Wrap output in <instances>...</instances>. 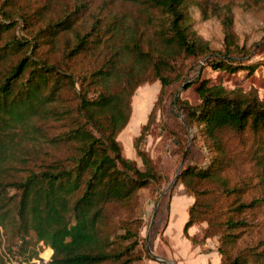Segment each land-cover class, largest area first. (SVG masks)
Returning <instances> with one entry per match:
<instances>
[{"label":"trees","instance_id":"obj_1","mask_svg":"<svg viewBox=\"0 0 264 264\" xmlns=\"http://www.w3.org/2000/svg\"><path fill=\"white\" fill-rule=\"evenodd\" d=\"M31 1L0 0V226L6 239L0 236V261L2 245L29 259L42 242L52 249L48 264H136L143 258L138 192L163 177L141 148L150 118L134 139L142 168L122 154L117 139L130 120L135 89L158 80L157 103L183 78L178 62L189 58L229 73L252 72L264 61H240L250 50L237 43L230 2L114 0L120 9L91 13L89 0H74L71 8L59 0L60 7L56 0ZM191 4L204 18L210 11L220 19L221 49L193 28ZM19 25L28 37L16 35ZM42 47L50 51L45 57L38 55ZM80 58L99 64L73 69ZM192 83L200 102H181L178 110L210 145L202 164L178 173L193 197L184 235L193 243L216 237L221 264H264L263 246L240 245L252 224L246 214L264 207V191L246 200L251 177L231 184L226 171L233 158L221 138L224 131L255 135L256 178L264 189V101L255 89L210 85L200 75L187 87ZM195 224H203L200 237L187 233Z\"/></svg>","mask_w":264,"mask_h":264},{"label":"rangeland","instance_id":"obj_2","mask_svg":"<svg viewBox=\"0 0 264 264\" xmlns=\"http://www.w3.org/2000/svg\"><path fill=\"white\" fill-rule=\"evenodd\" d=\"M69 8L74 0H59ZM89 0L91 13L99 11L107 13L120 9L119 4L114 0ZM196 2L202 0H195ZM221 3L230 2L233 7V32L237 43L250 53L240 56V61L244 63H256L264 61V0H210ZM23 5L25 0H17ZM30 5L33 4L29 0ZM60 7L56 0L55 6ZM31 7V6H30ZM128 7V6H127ZM124 9L126 7H123ZM130 8V7H129ZM128 8V9H129ZM192 26L212 49H221L223 45V29L220 19L208 11V17L204 18L199 5L191 4L188 8ZM55 12L60 13L61 10ZM15 33L18 37H28L27 29L19 25ZM46 47L38 51L39 56L45 57L49 54ZM51 57H53L50 54ZM184 72L183 78L178 82L167 86L156 103L160 83L158 80H148L139 85L131 99V117L128 124L117 136L121 145L122 154L136 162L139 167H143L141 158L136 154L134 139L141 133V128L148 122V129L144 132L145 138L141 143V148L150 157L151 164L155 170L163 177L159 182H152L143 187L138 192L139 214L142 218L140 228V250L143 258L136 264H174L172 254L168 249V242L163 235V228L167 222L170 202L172 210L170 215V237L172 240H179L177 234L179 219L184 212V198L186 196L183 185L176 180L172 182L175 174L187 164H202L205 156V145H210L207 139L197 131L196 124L189 126L186 115L178 110L181 102L196 105L200 102L196 91V84L192 83L196 76L206 79L210 85L218 84L227 89L240 87L244 91L255 89L259 98L264 101V66L260 65L252 72L239 70L229 73L222 70H215L206 65L202 59H186L178 62ZM99 64L87 58H80L72 63L75 70L92 69ZM176 99H179L177 101ZM156 103V105H155ZM155 105V107H153ZM222 142L225 145L226 153L233 158V164L227 169L226 175L231 184L238 182L242 177H251L250 188L247 189L244 199L248 200L252 196H259L264 189L257 183L256 174L258 166L255 164L253 152L258 146L255 135L250 131L242 134H235L230 131L221 133ZM184 156V162L178 171L179 164ZM212 187V186H211ZM224 206L223 199L219 200ZM252 224L243 234V242L264 247V207L255 213H247ZM201 236V233L198 237ZM213 240L217 241L216 237ZM6 242L4 234V244ZM12 245L14 242H11ZM218 244V241H217ZM1 245V244H0ZM2 248V246H1ZM262 248V247H261ZM5 249V248H4ZM13 249L15 247L13 246ZM38 253L42 251L41 242L37 244ZM8 252L7 250H5ZM151 252V253H150ZM10 255L13 256L10 252ZM47 253L43 252V254ZM3 261L0 264H8L5 253L2 249ZM4 256V257H3ZM6 258V259H5Z\"/></svg>","mask_w":264,"mask_h":264},{"label":"crops","instance_id":"obj_3","mask_svg":"<svg viewBox=\"0 0 264 264\" xmlns=\"http://www.w3.org/2000/svg\"><path fill=\"white\" fill-rule=\"evenodd\" d=\"M184 200V212L179 219L177 234L179 240L171 239L170 235V215L172 204L170 202L167 222L163 228V235L167 238L168 249L172 254L174 264H221V256L217 250V241L208 238L203 242L193 243L183 232V225L188 218V207L193 202V197L186 194ZM203 224H195L188 228L189 236H198L201 233Z\"/></svg>","mask_w":264,"mask_h":264},{"label":"built area","instance_id":"obj_4","mask_svg":"<svg viewBox=\"0 0 264 264\" xmlns=\"http://www.w3.org/2000/svg\"><path fill=\"white\" fill-rule=\"evenodd\" d=\"M0 236L1 238L3 239V231H2V227L0 226ZM41 245H42V251L38 253V256L36 257H32V258H29V259H24V258H21V257H18V256H12L10 255L8 252H6L3 248V245H2V249L5 253V256H6V260H7V263L8 264H48L49 260H50V257H51V254H52V249L49 247V246H46L44 245L42 242H41ZM50 249V254L46 257L43 255V252H45L46 249Z\"/></svg>","mask_w":264,"mask_h":264},{"label":"water","instance_id":"obj_5","mask_svg":"<svg viewBox=\"0 0 264 264\" xmlns=\"http://www.w3.org/2000/svg\"><path fill=\"white\" fill-rule=\"evenodd\" d=\"M183 162H184V156L182 157V160H181V162H180V164H179L178 171H179V170L181 169V167L183 166ZM177 178H178V172L175 174L174 179L172 180L171 183H173V181L176 180ZM150 253H151V252H150Z\"/></svg>","mask_w":264,"mask_h":264}]
</instances>
